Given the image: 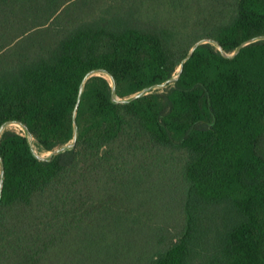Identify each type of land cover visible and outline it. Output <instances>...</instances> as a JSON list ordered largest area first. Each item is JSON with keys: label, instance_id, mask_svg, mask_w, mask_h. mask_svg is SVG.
<instances>
[{"label": "trees", "instance_id": "16d2710c", "mask_svg": "<svg viewBox=\"0 0 264 264\" xmlns=\"http://www.w3.org/2000/svg\"><path fill=\"white\" fill-rule=\"evenodd\" d=\"M15 122L0 264H264V0H0Z\"/></svg>", "mask_w": 264, "mask_h": 264}, {"label": "water", "instance_id": "95a60500", "mask_svg": "<svg viewBox=\"0 0 264 264\" xmlns=\"http://www.w3.org/2000/svg\"><path fill=\"white\" fill-rule=\"evenodd\" d=\"M207 42H213V41H212V40H209V39H205V40H201V41L197 42V43L192 47L190 53H189V54L186 56V58L182 61V63H181V67H183L184 63L189 59V57L191 56V54L193 53V51H194L199 45H201V44H203V43H207ZM245 45H246V44H242V45L239 47V49H238L236 52L232 53V54L225 53V56H226L227 58H234V57L239 53V51H240ZM218 46H219V45H218ZM219 47H220V46H219ZM220 48H221V47H220ZM221 49H222V48H221ZM180 71H181V70H179V74H178L177 76H175V77L172 78L171 80H169V81H167V82H165V83H163V84H161V85H158L156 88H163V87H167V86L171 85L173 82H175V81L178 79V77H179V75H180ZM97 73H98V72H95V73H93L91 76L96 75ZM109 76H110V75H109ZM110 78H111V80H112V82H113V87H114V89H115L114 79H113L111 76H110ZM149 91H150V90H146L145 92L140 93V94H137V95H135L133 98H131V99H127V100H123V99H119V98L115 97V102H118V103H126V102H129L130 100H133V99L139 98L140 96H142V95L148 93ZM81 97H82V93H80L79 96H78L77 104H76V106H75V111H74V114H75V115H76L77 110H78V108H79L80 101H81ZM15 123H16V124H19L20 126H22V127L24 128L25 132L27 133V136H28L29 140L32 142V141H33V137H32V135L30 134V132L28 131V129H27L25 126H23L21 123H17V122H15ZM5 129H6V126H4V127L0 130V135L3 133V131H4ZM77 138H78V134L75 135V138L73 139L72 142H70L69 144H67V145H65V146H63V147L57 149L56 151H54L52 157H50V158H48V159L41 158V157L38 156L36 153H35V154H36V156H37L39 159H42V160H50V159L56 157L58 154L63 153V152H65V151L69 150V149H72V148L75 146V143H76ZM0 163H1V166H2V165H3V162H2V158H1V157H0ZM3 181H4V174L2 173V174H1V180H0V201H1V198H2V192H3Z\"/></svg>", "mask_w": 264, "mask_h": 264}, {"label": "rangeland", "instance_id": "374dc122", "mask_svg": "<svg viewBox=\"0 0 264 264\" xmlns=\"http://www.w3.org/2000/svg\"><path fill=\"white\" fill-rule=\"evenodd\" d=\"M6 128L13 129V130H15L17 132H22V131L25 132L24 128L22 126H20L19 124H16V123H10V124H8L6 126ZM34 151H35V153L38 156H40L41 158H45V159H48V158H50L53 155V153H42V152H39L38 149L35 146H34Z\"/></svg>", "mask_w": 264, "mask_h": 264}, {"label": "bare ground", "instance_id": "6f19581e", "mask_svg": "<svg viewBox=\"0 0 264 264\" xmlns=\"http://www.w3.org/2000/svg\"><path fill=\"white\" fill-rule=\"evenodd\" d=\"M52 157V156H51Z\"/></svg>", "mask_w": 264, "mask_h": 264}]
</instances>
